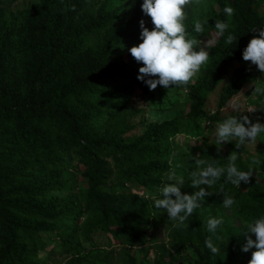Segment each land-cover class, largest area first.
Here are the masks:
<instances>
[{
	"label": "trees",
	"instance_id": "16d2710c",
	"mask_svg": "<svg viewBox=\"0 0 264 264\" xmlns=\"http://www.w3.org/2000/svg\"><path fill=\"white\" fill-rule=\"evenodd\" d=\"M11 1L0 0V5ZM213 1L220 8V13L212 23L215 33L216 20L228 23L229 27L223 36L216 33L215 43L208 48L209 62L194 82L187 86V113L147 130L126 148L114 136L109 140L105 136L97 138L95 131L116 120L129 97L136 91L140 92V96L148 94V86L137 79L139 68L143 65L129 51L142 42L139 29L133 28L131 23L111 34L110 38L106 36L107 48L89 49L86 69L79 80H74L76 78L66 70L51 93L33 101H19L18 98L15 101L9 92L4 94V79L11 64L1 63L0 59V68H5V72L0 71V238L4 246L0 252V264H42V261L50 260L53 255L75 256L85 245H94L87 229L104 235L114 234L122 244H142L146 239L145 223L151 221L156 228L161 227V208H156L154 201L150 203L132 191L142 189L145 196L152 193L156 195L155 198H159L160 188L165 183H172L167 180L169 171L175 169L176 174L184 178L182 191L189 190L190 195L193 194L198 188L189 186V173L195 168L196 153L200 158L216 159L217 166L226 167L227 157L232 151H237L239 158L236 166L242 171L248 170L241 158L244 146L236 149L235 142L226 143L228 152L223 153L217 150L214 142L208 143L207 140L201 145H185L182 151L169 140L180 129L200 134L201 120L216 127L218 122L229 115H237L239 119L237 113L224 114L223 110L255 75L253 68L242 64V53L249 41L259 35L252 30L264 28V0ZM226 6L235 10L231 17L224 13ZM66 13L67 11H62L46 17L41 37L35 38L32 44H23L21 47L24 48L19 50L20 57L22 55L27 59L32 79L39 81L40 86L51 84V78L43 76L54 62L53 74L56 75L53 77L57 78L65 69L67 58L89 42L88 36L105 31L118 16L114 12H105L99 20L79 23L69 33ZM196 21L200 20H190L186 28L191 36L199 38L200 33H196L194 28ZM150 24L153 28L152 22ZM229 34L236 37L232 44L226 43ZM12 46H1L0 51L12 55ZM10 56H7L6 63ZM125 58L127 62H124ZM225 78L227 82L219 94L216 111L209 113L205 110L207 96ZM157 88L159 91H170L171 100L173 93L183 89ZM161 102L165 103L164 100ZM254 109L256 112L249 117L253 122L256 121V116L264 117V95L259 96ZM49 127L67 138V142L74 146L76 154L87 168L86 186L82 192L86 198L85 208L70 204L63 211H58L59 208L55 206L45 209L40 204V197L48 189L37 186L34 179L24 176L25 168H15L16 172L8 170V167L17 165L22 157H38L43 164L53 169L67 165V147L59 136L50 133ZM128 130V127L121 126L122 134ZM196 140L199 141V137ZM258 152L264 157V146H260ZM104 156L113 159L119 156L117 169L126 167L124 175L116 183L106 184L111 171L107 168L108 164L101 160ZM241 184L247 187V192L239 197L236 213L239 220L247 224L264 216V189L252 178L248 184ZM231 185L233 184L226 182L225 174L212 187L226 188ZM219 197L217 193L212 197H205L203 211L196 209L192 214L191 228L197 243L205 244V240L213 235L207 229V234H201L202 226L198 215H206L208 212L206 221L215 217ZM90 209L94 215L93 223L86 228V232H82L80 217ZM56 223L59 227H54ZM238 231V228L226 229L229 252L207 264L245 263L247 253L242 251L243 240L236 242L235 239ZM42 235L47 237L43 238ZM220 235L217 230L213 237L214 243Z\"/></svg>",
	"mask_w": 264,
	"mask_h": 264
},
{
	"label": "rangeland",
	"instance_id": "374dc122",
	"mask_svg": "<svg viewBox=\"0 0 264 264\" xmlns=\"http://www.w3.org/2000/svg\"><path fill=\"white\" fill-rule=\"evenodd\" d=\"M142 4L143 0H12L9 4L4 3L0 5V47L15 45L14 47L12 46V55L9 52L0 51L1 63L11 64L6 72L2 91L4 94L8 92L12 94L15 101L16 98L19 101H33V99L51 93L52 88L63 77L66 70L73 78H76L74 80H79L86 69L85 62L91 47H97L98 49L107 48L106 41L110 38V35L125 28L130 23L133 28L139 29L141 32L140 21L144 20L145 26L149 30L152 29L150 24L151 18L143 13ZM77 7H80V9L77 10ZM62 11H67L66 14L68 16L66 20H68L70 28L69 33L79 23H91L99 20L105 12H114L118 16L107 26L105 31H100L98 35L88 36L89 42L83 49H76L67 58L65 69L57 78L53 77L56 75L53 74L54 62L43 76L50 77L52 80L51 84L40 86L39 81L37 82V80L32 79L27 59L22 55L20 57L19 50L24 48L21 47L23 44H32L35 38L41 37V29L46 17L57 15ZM186 12L187 19L185 20V25L190 20H200L203 24L204 32L200 33V37L198 38L202 41L201 46H204V42L206 41L216 39L212 23L220 13V8L213 0H200L199 3L193 2L187 7ZM106 36L108 37L107 39ZM16 43H19V45L17 46ZM7 56H10V58L6 63ZM124 62H127V58L124 59ZM242 64L253 68L255 75L251 82L245 85L241 92L223 110L224 114L237 113L239 118L242 115L252 116L253 113H249L247 110L249 108L254 109L259 96L264 95L255 92L256 88L264 89V73H261L250 61H243ZM203 68L204 66L201 68L198 76L202 73ZM0 71L2 73L5 72V68H0ZM226 82L227 78L223 79L215 91L207 96L205 107L207 112L213 113L216 111L219 94L226 85ZM170 97H172L170 91H159L158 88L155 90H149L148 88V94L142 96H140L139 91H136L134 95L129 97L127 104L119 112L116 120L104 125L101 129L97 128V131H95L97 138L100 139L105 136L109 140L110 137L114 136L117 141L121 142L120 145L126 148L154 126H158L174 117L179 118L184 116L188 111L185 90L181 89L173 93L172 100ZM162 100L165 103H162ZM168 100H171L170 103H166ZM236 105L239 106L238 110H234V106ZM257 118L260 119L261 123H264V117L256 116V120ZM121 126L124 128L128 127L129 130L122 134L120 131ZM199 126L201 130L200 134L180 129L175 137L169 140L175 144L174 146L179 147L181 151L184 150L185 145H201L206 140L208 143L214 142L216 146V127L207 124L204 120L199 122ZM49 128L50 133H55L56 136H59L62 139L61 142L65 143L67 147L66 154L69 160L67 165L53 169L43 164L42 159L38 157H22L17 165L8 167V170L16 172L15 168H25L23 171L24 176L34 179L37 182V186L48 189V192L40 197V204L45 209L55 206L59 208L58 211H63V208L70 204L85 208L86 198L82 192L86 186L85 173L87 172V168H85L80 160V156L76 154L74 146H71L67 142V138L57 130ZM197 137H199V141L196 140ZM260 146H264V133L257 137L255 144L246 143L244 145L245 151L242 153L241 158L246 169L253 168L252 179L264 189V157L258 152ZM220 150L223 153H227L226 144L222 143ZM197 155L198 153L195 156ZM119 156L117 159L107 156L101 158L102 162L108 164L107 168L111 171L106 184L116 183L124 175L123 172L126 170V167L122 166V168L117 169L120 163ZM254 159L259 160L260 163L253 164ZM201 187H205L207 191L212 192L211 195L206 197H212L216 193L220 196L218 199L219 206L215 207V217H223L224 219V223L218 228L221 235L216 242L221 247V255H214L204 243H197L191 228L193 224V221H191L192 215L185 221L188 225L187 228L183 226L176 227V222L168 220L166 210L161 208V227L156 228L151 221L145 223L146 239L140 245L122 244L119 243V239L114 234L104 235L102 232L95 233V231L87 229V234H90L89 237L93 240V247L85 245L81 252L75 256L53 255L50 260L42 261V264H207V262H213L229 252L225 231L232 228L239 229L235 238L236 242L243 240V244L245 245L247 243V236L245 234L247 224L239 220L236 212L239 197L247 192V187L243 184H240L239 187L231 185L226 188L211 187L208 189L207 186L203 185ZM155 191L158 192L157 189ZM181 192L190 194L189 190L182 191V188ZM132 193L150 201V203L154 201L151 198L153 199L156 196L152 193H148L145 196L142 189L133 190ZM224 193L233 196L236 201L231 209L222 207ZM204 203L203 200L201 207L198 208L201 212L203 211L202 205ZM92 212V209H90L80 217L79 225L82 227V232H86V228L93 223L94 215ZM207 213L206 215H201V213L198 215L202 226L201 234H207L205 230L207 229V221L205 219ZM54 227H59V224L56 223ZM80 234H82L81 231ZM42 236L43 238L47 237L46 235ZM252 238L255 239L254 236ZM3 249L4 246L0 238V252ZM18 249L23 252L21 247ZM27 249H30V247H27ZM47 250H50V248H47ZM253 251H255L254 248L246 252L244 264H248Z\"/></svg>",
	"mask_w": 264,
	"mask_h": 264
},
{
	"label": "clouds",
	"instance_id": "9594fccd",
	"mask_svg": "<svg viewBox=\"0 0 264 264\" xmlns=\"http://www.w3.org/2000/svg\"><path fill=\"white\" fill-rule=\"evenodd\" d=\"M193 2L199 3L200 0H143L142 11L151 18L154 27L149 30L144 20H141L142 42L131 47L129 51L132 57L143 65L139 68L137 79L146 84L149 90H155L157 86L165 89L182 87L186 92L187 86L194 82L201 68L209 62L208 47L214 44L215 40L206 41L204 46H201L202 41L191 36L185 25L186 9ZM234 11V8L230 6L224 8V13L229 17L234 14ZM214 27L217 35L223 36L229 25L216 20ZM194 28L196 33L204 32L200 21L195 22ZM252 31L258 32L259 35L254 36L243 49V60L250 61L261 73H264V28H254ZM234 41L236 37L229 34L226 43L232 44ZM255 92L264 94V89L256 88ZM238 109V105L234 106V110ZM247 112L256 111L249 108ZM262 133H264V123H261L259 118L253 122L248 115H242L239 119L237 115H229L216 125L215 144L218 151L222 143L229 142H235V148L240 149L246 143L255 144L257 137ZM200 157V155L195 157V168L189 173L191 181L189 186L198 188L199 191L191 195L182 193L184 178L178 176L175 169H171L167 180L172 183H165L159 190V198H154V206L166 210L168 220L175 221L176 227L187 228L185 221L201 207L204 198L212 194L205 187H201L202 185L210 189L226 174V182L239 187L241 182L248 184L253 176V168L242 171L236 166L239 158L237 151H232L227 157L226 167L217 166L216 159ZM259 163V160H253V164ZM235 203L233 196L224 193L223 208L231 209ZM223 223V217H212L207 221V230L213 235L205 240V245L214 255H221V247L214 243L213 237ZM245 234L247 243L242 251L248 252L250 249H255L248 264H264V216L247 223ZM253 236L255 239L252 238Z\"/></svg>",
	"mask_w": 264,
	"mask_h": 264
}]
</instances>
